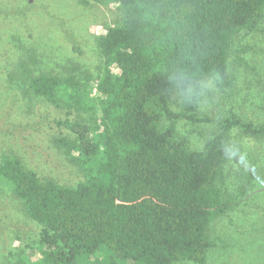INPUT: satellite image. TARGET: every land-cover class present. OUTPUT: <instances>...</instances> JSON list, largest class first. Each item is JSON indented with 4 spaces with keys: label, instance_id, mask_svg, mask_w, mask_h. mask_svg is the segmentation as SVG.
I'll use <instances>...</instances> for the list:
<instances>
[{
    "label": "trees",
    "instance_id": "1",
    "mask_svg": "<svg viewBox=\"0 0 264 264\" xmlns=\"http://www.w3.org/2000/svg\"><path fill=\"white\" fill-rule=\"evenodd\" d=\"M80 1L120 11L96 38V75L78 64L66 76L37 72L32 54L6 74L33 101L18 114L22 123L43 126L33 134L52 131L53 145L77 156L84 174L75 185L61 183L27 168L17 150L1 151L0 186L40 227L39 254L12 264H206L215 245L211 223L247 194L256 176L250 169L235 191L226 187V141L236 128L242 137L262 138L264 124L232 113L202 149H193L175 121L195 120L191 112L209 83L233 88L234 42L260 28L264 0ZM175 92L187 112L171 107ZM3 95L0 108L8 113Z\"/></svg>",
    "mask_w": 264,
    "mask_h": 264
},
{
    "label": "rangeland",
    "instance_id": "2",
    "mask_svg": "<svg viewBox=\"0 0 264 264\" xmlns=\"http://www.w3.org/2000/svg\"><path fill=\"white\" fill-rule=\"evenodd\" d=\"M119 16L116 7L94 1L0 0V90L8 102V113L0 108V154L6 148L17 150L27 168L61 183L75 185L84 179L79 166L82 162L77 156L68 158L58 151L51 141L52 131L33 134L43 126L36 123L33 129L22 123L18 114L33 101L12 88L6 74L20 56L32 54L37 72L66 76L67 68L78 64L96 75L101 60L96 38ZM229 68L233 88L209 83L201 90L198 108L191 112L195 120L183 116L175 121L176 132L186 138L190 148L202 149L232 113L254 126L264 124V19L258 30L238 35ZM182 96L180 92L172 95L175 112H187ZM49 127L60 129L54 122ZM242 135L236 128L226 141L229 161L225 185L235 191L250 169L256 176L247 194L211 223L215 245L206 264H264V137ZM261 151L263 154L255 159L250 154ZM39 228L25 215L19 200L0 186V264H12L21 255L34 260L39 254Z\"/></svg>",
    "mask_w": 264,
    "mask_h": 264
}]
</instances>
